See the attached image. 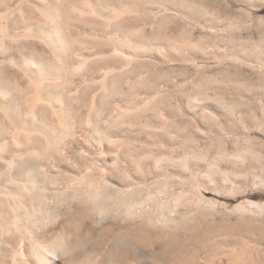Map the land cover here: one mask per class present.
I'll list each match as a JSON object with an SVG mask.
<instances>
[{
	"label": "bare ground",
	"instance_id": "bare-ground-1",
	"mask_svg": "<svg viewBox=\"0 0 264 264\" xmlns=\"http://www.w3.org/2000/svg\"><path fill=\"white\" fill-rule=\"evenodd\" d=\"M223 1L0 0V264H87L72 255L76 242L92 235L87 222L112 209L141 216L143 157L152 172L162 163L187 170L189 151L178 157L139 151L143 128L169 136L175 124L165 105L172 85L164 73L147 78V68L191 63L205 46L223 41L244 47L239 30L219 37L228 18L217 11ZM187 81L174 83V96L206 123L208 87L199 81L190 95L183 91ZM136 248L119 260L152 264Z\"/></svg>",
	"mask_w": 264,
	"mask_h": 264
},
{
	"label": "rangeland",
	"instance_id": "rangeland-1",
	"mask_svg": "<svg viewBox=\"0 0 264 264\" xmlns=\"http://www.w3.org/2000/svg\"><path fill=\"white\" fill-rule=\"evenodd\" d=\"M217 11L228 17L219 27V37L237 36L236 32H240L244 47L229 46L223 41L218 48L205 46L191 63L162 61L147 68V78L164 73L163 82L172 85L164 90L171 93V97L165 96V105L172 111L175 124L169 128V136L159 128H143L139 151L148 157L149 152L153 156L171 153L178 157L189 151L187 170H173L162 163L157 172H152L149 158L143 157L140 169L145 185L140 196L143 193L141 198L146 202L141 216L112 209L103 214L109 219L102 215L96 217V222H87L85 227L90 228L92 235L83 243L76 242L72 255L77 260H88L87 264H124L119 260L120 252L136 246L143 263L264 264V0H224ZM235 16L240 19L236 21ZM183 78L189 82L183 91L190 95L196 92L195 83L202 81L207 85L203 104L208 115L206 123L180 108L181 103L174 96L179 88L174 83H184ZM216 95L219 105L213 100ZM127 150L130 151L128 146ZM195 153L197 159L192 158ZM78 223L77 228L81 227Z\"/></svg>",
	"mask_w": 264,
	"mask_h": 264
}]
</instances>
